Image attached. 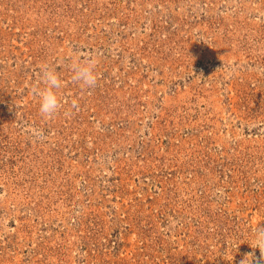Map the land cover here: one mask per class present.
<instances>
[{"label":"rangeland","instance_id":"1","mask_svg":"<svg viewBox=\"0 0 264 264\" xmlns=\"http://www.w3.org/2000/svg\"><path fill=\"white\" fill-rule=\"evenodd\" d=\"M260 224L264 0H0V264H264Z\"/></svg>","mask_w":264,"mask_h":264},{"label":"clouds","instance_id":"2","mask_svg":"<svg viewBox=\"0 0 264 264\" xmlns=\"http://www.w3.org/2000/svg\"><path fill=\"white\" fill-rule=\"evenodd\" d=\"M72 83L82 97H91L96 92L95 74L91 69L81 70L74 66ZM61 87L62 80L57 71L47 65L42 66L35 94L38 97V110L43 118L54 117L61 108V97L57 91ZM71 115H75V111H72ZM34 134L37 133L34 131ZM253 239L255 240L256 248H259L262 255H264V224L256 227ZM242 264H245V261H242Z\"/></svg>","mask_w":264,"mask_h":264}]
</instances>
